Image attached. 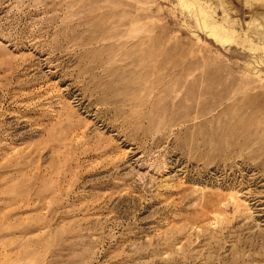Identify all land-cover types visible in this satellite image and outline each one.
Segmentation results:
<instances>
[{
  "label": "rangeland",
  "instance_id": "374dc122",
  "mask_svg": "<svg viewBox=\"0 0 264 264\" xmlns=\"http://www.w3.org/2000/svg\"><path fill=\"white\" fill-rule=\"evenodd\" d=\"M0 264H264V0H0Z\"/></svg>",
  "mask_w": 264,
  "mask_h": 264
}]
</instances>
